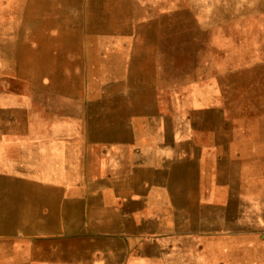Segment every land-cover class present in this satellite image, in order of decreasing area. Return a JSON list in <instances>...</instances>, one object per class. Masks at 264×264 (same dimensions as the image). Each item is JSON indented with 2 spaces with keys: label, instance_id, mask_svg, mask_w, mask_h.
<instances>
[{
  "label": "crops",
  "instance_id": "crops-1",
  "mask_svg": "<svg viewBox=\"0 0 264 264\" xmlns=\"http://www.w3.org/2000/svg\"><path fill=\"white\" fill-rule=\"evenodd\" d=\"M167 1L0 0V264H264V35Z\"/></svg>",
  "mask_w": 264,
  "mask_h": 264
},
{
  "label": "rangeland",
  "instance_id": "rangeland-1",
  "mask_svg": "<svg viewBox=\"0 0 264 264\" xmlns=\"http://www.w3.org/2000/svg\"><path fill=\"white\" fill-rule=\"evenodd\" d=\"M164 1L165 5L162 4L158 12L161 20L170 19L172 14L169 2ZM177 1L192 6L190 19L193 37L207 35L210 42L217 35H264V0ZM201 24H206V29Z\"/></svg>",
  "mask_w": 264,
  "mask_h": 264
}]
</instances>
